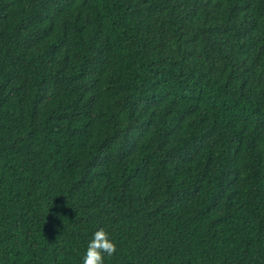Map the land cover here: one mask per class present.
Instances as JSON below:
<instances>
[{
  "label": "trees",
  "instance_id": "1",
  "mask_svg": "<svg viewBox=\"0 0 264 264\" xmlns=\"http://www.w3.org/2000/svg\"><path fill=\"white\" fill-rule=\"evenodd\" d=\"M264 264V0H0V264Z\"/></svg>",
  "mask_w": 264,
  "mask_h": 264
},
{
  "label": "clouds",
  "instance_id": "2",
  "mask_svg": "<svg viewBox=\"0 0 264 264\" xmlns=\"http://www.w3.org/2000/svg\"><path fill=\"white\" fill-rule=\"evenodd\" d=\"M117 251L115 242L109 239L108 233L99 228L94 232L83 258V264H104V255L112 257Z\"/></svg>",
  "mask_w": 264,
  "mask_h": 264
}]
</instances>
